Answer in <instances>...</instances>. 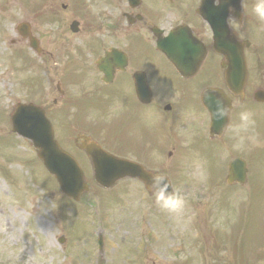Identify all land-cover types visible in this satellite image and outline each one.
Listing matches in <instances>:
<instances>
[{
	"label": "flooded vegetation",
	"instance_id": "1",
	"mask_svg": "<svg viewBox=\"0 0 264 264\" xmlns=\"http://www.w3.org/2000/svg\"><path fill=\"white\" fill-rule=\"evenodd\" d=\"M177 1L176 5H173ZM117 14L113 25H100L96 34L81 31L79 25L74 31L73 39H68L66 31L58 32L54 39L47 43L51 50L44 48L36 56V67L46 75L35 84L38 86L40 101L45 110L50 113L57 127H62L67 121L68 108L73 103L65 93L62 85L71 94L82 97L90 94L95 97L117 96L130 103L135 113L134 121L147 108L159 112L166 109L189 105L192 100L200 102V96L209 89L221 90L229 98L231 105L238 101L229 94L224 85V72L219 69L220 59L211 51L212 30L207 23L217 10L216 0H114ZM254 0H229V5L223 12L214 17L218 22H225L227 31L234 33L239 40H247L245 35L257 38V45L264 48V21L259 20L253 12ZM169 10L177 13L178 24L170 23ZM204 15V18H202ZM208 17V18H207ZM206 19V20H205ZM187 27L191 36L203 44L205 57L195 72H190L194 65V56L183 58L180 68L183 75H179L169 61L155 49L154 35L167 37L173 29L182 32ZM154 31V32H153ZM97 37V38H96ZM184 40V48L189 54H196L197 47L186 35H180ZM54 48L60 51L54 53ZM247 50H244L246 52ZM101 58V71L111 72V83H102L103 74L95 67V60ZM49 62L50 67L45 64ZM249 69L246 83V94L256 91L264 92V54L255 55L247 52ZM43 82L50 92H43ZM60 85V91L59 87ZM54 92V93H52ZM168 94L172 103L168 105ZM46 95L52 96L48 104ZM196 97V98H195ZM85 98V97H84ZM195 98V99H194ZM212 102H218L213 94L209 97ZM105 100V99H104ZM187 105V106H188ZM231 112V111H230ZM196 122H202L198 117ZM190 126L174 122L171 133L179 137L196 138L197 124ZM120 133L124 126L118 127ZM231 124L222 131L228 138ZM116 151L121 157L136 158V152L116 145ZM155 264V263H150Z\"/></svg>",
	"mask_w": 264,
	"mask_h": 264
},
{
	"label": "rangeland",
	"instance_id": "2",
	"mask_svg": "<svg viewBox=\"0 0 264 264\" xmlns=\"http://www.w3.org/2000/svg\"><path fill=\"white\" fill-rule=\"evenodd\" d=\"M0 130L3 133H9V129L6 127H0ZM9 138L14 140L12 137ZM19 144H15L12 150L7 148L0 149V164L7 170L14 169V167L19 168V177L28 184L31 194L24 195L23 200L19 198L13 200V193L6 186L7 181L0 175V264H64L68 260L62 257L63 254L59 255L56 252H59L62 246L59 243V238L61 236H70L67 230L71 223L76 221H81L82 223V227L78 229L71 228L75 235L67 239V248L64 249L65 251L72 249L74 253L71 254L76 257L75 248L80 247L83 253L91 248L89 223L92 222L94 224L98 218H101V223H97L96 232L108 236L102 231L105 223L127 222V211L124 212L120 207L114 206L105 211V208L100 204V200L104 199V195L96 190L88 195L86 200L94 201L90 211L92 214V211L96 209L98 218L94 222L91 219H86L84 218L85 211H83L81 219H79L81 217L79 215L77 216V220H73L72 217L76 213H80L82 205L63 201L58 196L59 193L54 185H51V187L58 194L53 192L48 195V192L45 191L50 188L49 185L52 182L45 177L43 178V182L49 183V185L45 184L47 189L39 188L37 181L42 182L35 180L33 177L32 172L34 169L23 165L20 161L19 150L24 148L27 155H31V151L25 143V145ZM34 168L37 169L35 166ZM35 176L38 177L37 173H35ZM37 188L40 191L36 190ZM117 194L120 203L128 208L137 205L139 210L142 211L144 209V206L138 202L139 197L135 196L133 189L125 188ZM185 194L189 195L188 193ZM141 202H144V199ZM59 203L62 204L64 209L68 208L66 210L67 214H62L58 208ZM109 203H112V200ZM254 215H257V212ZM181 231V229H174L172 234L178 235ZM153 240H155V245L157 246L155 250L156 256L160 260H162L161 257L163 256L171 262L173 260L172 251L179 248L176 238L172 240L166 235L164 238L156 236ZM260 242V246H255L256 249H254L257 252L264 245V241L260 240ZM255 243L257 242L251 245L254 246ZM186 253L187 249L180 252L183 256H187ZM176 259L181 262L180 258L176 257Z\"/></svg>",
	"mask_w": 264,
	"mask_h": 264
},
{
	"label": "clouds",
	"instance_id": "3",
	"mask_svg": "<svg viewBox=\"0 0 264 264\" xmlns=\"http://www.w3.org/2000/svg\"><path fill=\"white\" fill-rule=\"evenodd\" d=\"M253 12L256 17L264 21V0H256L253 6ZM230 108L224 105L222 102L217 103V108L214 116L217 120H224L228 117ZM240 128H246L251 121V114L249 112L240 113ZM239 129H237L238 131ZM152 194L155 196L156 203L163 209L170 213H178L184 206L183 199L176 193L168 190L169 185L166 182V178L160 175H153L150 185Z\"/></svg>",
	"mask_w": 264,
	"mask_h": 264
},
{
	"label": "water",
	"instance_id": "4",
	"mask_svg": "<svg viewBox=\"0 0 264 264\" xmlns=\"http://www.w3.org/2000/svg\"><path fill=\"white\" fill-rule=\"evenodd\" d=\"M36 135V131L33 132L32 138ZM38 144V142H35ZM48 169L55 174L56 179L64 193L68 196L76 198L80 188V174L78 178L71 179L70 173L76 172L74 165L69 158L60 153L58 149L51 143L50 139L47 141V150L42 153Z\"/></svg>",
	"mask_w": 264,
	"mask_h": 264
}]
</instances>
